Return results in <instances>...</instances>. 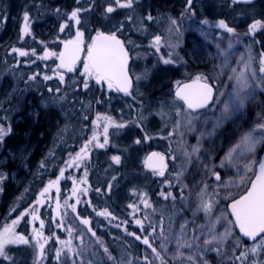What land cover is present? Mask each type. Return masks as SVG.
I'll list each match as a JSON object with an SVG mask.
<instances>
[{
  "label": "rangeland",
  "instance_id": "1",
  "mask_svg": "<svg viewBox=\"0 0 264 264\" xmlns=\"http://www.w3.org/2000/svg\"><path fill=\"white\" fill-rule=\"evenodd\" d=\"M224 1L192 0L190 7L187 3L188 22L185 24L181 20L185 16L173 11L178 1L159 0L157 3L161 5L160 9L170 11L172 18L157 8V16L148 20L149 15L143 14L145 6L156 9L150 0H143L142 4L134 0L132 8H117L113 13H105L112 0H0V127L10 129L0 142V233L9 228L29 239V244L7 245L10 259L0 258V264H107L88 235V226L76 223L74 217L73 206L79 213L77 209L85 203L90 205L88 179L100 190L95 198L107 206L111 215L110 210L117 207L124 208L120 215L128 209L134 212L143 225L141 228L133 219V225L137 226L135 231L140 236L150 233V243L159 253V256L153 254L146 245L141 250L132 242L134 252L126 251L128 246H124V250L118 249L117 264H161L159 259L165 264H240L236 255L250 249L254 243L248 245L238 236L234 224L229 222L232 220L227 205L246 191L264 147V128L259 127L264 124V73L260 71L261 59H264V2L232 8L229 12ZM77 9H80L78 25L69 19ZM222 11L231 14L230 23L234 25L229 27L234 29L232 33L219 27L216 29L215 20L211 22L217 12L224 21L220 16ZM25 13L29 17L27 22ZM171 20H176L177 24L172 25ZM257 21L260 26L250 33V26ZM225 22L229 25L228 20ZM26 24L27 32L24 31ZM65 24L67 26L61 31V25ZM77 31L83 33L82 45L86 47L97 31L115 33L125 40L133 59L130 73L136 80L132 96H113L108 87L91 79L88 80L91 88L108 94L102 105L98 104V97H89L91 93L86 95L79 109L69 107L73 103L68 106L59 100V97L68 98L71 90L84 89L81 78H88L82 75L83 69L75 76L66 77L67 70L60 68L57 62L54 64L56 56L41 57L46 51L57 54L65 51L64 42L75 40ZM158 33L166 39V45L160 42L159 47L154 46L152 39ZM14 48L28 54L20 56L19 52L12 51ZM155 48L165 53L164 57L166 52L173 54L180 66L176 75H171L169 68L166 70L160 58L154 55ZM232 69L244 73L247 86L229 79L233 75ZM45 75L51 78L44 80ZM33 76L35 79H29ZM198 76L215 86L216 96L209 109L190 117L181 104L171 98V92L180 82ZM49 89H52L50 95ZM155 92L158 96L151 97ZM237 93L243 99V107L232 111L235 115L231 114L229 121L223 120L217 126L224 104L238 103L232 96L237 97ZM21 94H43L51 97L49 102L58 101L53 103L58 107V117L56 113L46 112L49 107L42 103L45 116L41 129L49 140L46 151L39 144L43 134L36 132L35 127L39 125L36 112L29 111L28 119L32 120L31 116L34 119L27 123L25 131L21 129L23 126L19 130L14 128L15 122H24L19 120L20 117L15 121L11 119L17 107L20 108L22 97L17 98ZM168 94L167 98L159 97ZM28 101L30 105L29 98ZM119 124L125 126L118 127ZM106 126L108 143L98 147L104 142ZM16 133L17 137L12 138ZM249 133L254 143L251 151L241 145L243 137ZM31 138L34 141H30ZM68 140L81 145L73 150L66 146L67 150L58 160L64 175L61 176L59 171L52 183L59 191L57 210L75 231L73 241L54 234L58 221L53 218L56 211L50 199L52 197L54 202L52 189L42 196L44 186L40 187L43 177L41 156L49 159L48 153L53 148L64 149ZM137 140L140 143H136ZM197 146L198 150L193 152ZM150 150L165 156L175 169L174 176L166 178L147 173L144 159ZM229 152L232 155L227 167ZM113 156L120 157L119 164L112 160ZM221 161H225L223 166ZM213 172L220 174L219 182ZM66 179L68 185L63 183ZM162 180L163 184L158 186L157 181ZM162 192L172 195L165 199ZM225 193H228L227 197ZM95 198L92 201H96ZM98 203L99 200L96 205ZM202 203L210 204V210L205 212ZM33 208L37 215L35 221L27 214ZM90 211L101 218L97 209ZM41 220L43 228L40 227ZM13 221L18 223L13 225ZM61 224V229L65 228L66 224ZM152 226H156L154 233ZM28 229L31 230L29 236ZM226 231L229 235L221 240ZM37 232L41 233L39 237ZM112 238L114 247L122 246L120 233H115ZM237 240L240 247H236ZM45 241H48L47 247ZM41 244L44 245L42 253ZM145 256L149 257L148 262ZM254 260L264 264V251L258 250L255 255L249 253L246 264H252Z\"/></svg>",
  "mask_w": 264,
  "mask_h": 264
},
{
  "label": "snow or ice",
  "instance_id": "2",
  "mask_svg": "<svg viewBox=\"0 0 264 264\" xmlns=\"http://www.w3.org/2000/svg\"><path fill=\"white\" fill-rule=\"evenodd\" d=\"M238 0H232V3H237ZM188 6L190 7L192 4V0H187ZM134 4V0H112L108 4V6L105 9V13H113L117 10V8H132ZM80 9L74 10L70 16L69 19L75 21V23L78 25L80 23V20L78 18V13ZM29 19L28 14L25 13L24 20L27 22ZM131 19V17H129ZM148 20H151L152 17L149 15L147 17ZM207 23V21H205ZM172 25H176V20H171ZM67 25H61V31L64 30V27ZM260 26V22L257 21L253 23L250 28L249 32L254 33L257 28ZM219 28L225 29L228 33H232L234 31L233 28L229 27L223 20L219 21L218 24ZM122 28V25H121ZM118 31L120 29H117ZM171 30V29H170ZM25 32L28 31L27 24L25 25ZM83 36V33L80 31H77L76 33V39L75 40H69L64 42L65 51L60 53L50 52L46 51L44 56L41 57V59H46L49 56H56L57 59L60 61V67L66 69L68 72L73 71L74 66L76 64V61L78 59L79 53L81 51V44L82 40L81 37ZM156 41H159V37H156ZM13 52H19L20 56H25L28 53L22 50L13 49ZM33 54L34 50H33ZM251 59V58H249ZM128 60V53L124 48L123 42L117 38L115 33L111 34H104L103 32H97L95 38L92 39L91 44L87 48V62L84 65V73L82 75H85L88 79L82 81L83 88L85 90L88 89L89 83L88 80L94 79L96 84H103L107 83V86L109 89H112L113 87L116 88L117 91H121L125 93V95H129V88H130V77L128 76L126 72V64ZM170 60H164V63H170ZM245 67H248L246 64ZM260 71L264 73V59H261V68ZM232 76H229V79H235L238 84H241L242 86H247V77H245L244 73H237L236 69H232ZM51 77L45 75L43 77L44 80H48ZM29 79H35V76L29 77ZM197 80H200V77L198 76L196 78ZM61 83H63V76L60 77ZM192 85H185L184 89H181L176 93V95L184 101V103L187 105V108L190 110L195 111L198 108L204 107L209 100L213 98V87L209 85L207 82L200 85L196 90L192 91ZM49 91H52V89H49ZM57 92L60 91L59 88L56 89ZM63 99V98H61ZM238 103L234 102L232 106H230L228 103L224 104V111L222 113L221 119L218 120L217 126H219L223 120H226L230 117L231 112L234 110H238L240 107H243V99H241L237 93L236 97ZM99 102V101H97ZM87 118V117H85ZM109 123H114L112 121H109ZM118 127H124V124L117 125ZM260 128H264V124L259 125ZM10 132V129H5L3 127H0V142H2L3 137L7 135ZM105 137L103 144H98V147H104L105 144L108 143V137L107 132L108 128L107 126L104 128ZM95 139V136L93 137ZM136 143H140V140H137ZM241 145L247 148V150L251 151L252 147L254 146V143L252 141L251 133L244 136ZM241 145H237V147H240ZM198 150V146L196 148H193V152H196ZM234 151V150H233ZM232 155L231 152H229L228 157H226V160L230 158ZM158 158V164L153 163V158ZM112 160L116 163H120V157L119 156H113ZM164 156L160 155L159 153L153 152L151 156H149L146 160V166L151 168L154 172V174L159 175L161 177L164 176ZM225 161H221V166H223ZM43 166V165H42ZM213 175H215L216 181H220L221 177L218 172H213ZM61 176L64 175L63 171L60 173ZM2 179V177H0ZM115 179V178H113ZM167 182V181H165ZM170 183V182H167ZM48 187H51V184H49ZM109 185V189H110ZM2 190V189H0ZM48 191L47 188H45L44 193H41L43 196ZM97 191H100L97 189ZM146 195V194H145ZM161 195L168 199L172 194L170 192L168 193H161ZM225 197L228 196V193L224 194ZM201 196L203 197V193H201ZM143 199V197H141ZM174 199V197H173ZM146 206L147 202L145 201ZM130 208H134V205L129 204ZM230 216L234 218V224L239 228V234L241 237H247L251 239L252 241H255L256 243L253 244V246L250 249H246L245 251L241 252L239 255H236V260L240 261V264H246L247 257L249 253H252L255 255L258 250L264 251V236H261V234H264V163L260 165V175L256 177V180L252 182L251 188L246 192V194L240 196L238 199H232L230 202ZM202 208L205 212L209 211L211 208V205L208 203H202ZM73 211H76V208L73 206ZM31 215V219L35 221L37 219V215L35 214V208L32 209L30 213H27ZM24 214H21V218ZM97 215L100 216H110L111 213H109L107 210L100 211L97 213ZM77 218H80L77 214ZM115 219V217H112ZM81 224L88 227V231L92 233L93 236H95V232L90 227V219L88 218H82L80 219ZM230 223H233V221H229ZM18 223V221H13V225ZM136 224L140 225L141 228H143L142 222L140 219H136ZM119 226V225H118ZM40 227H44V222L41 220ZM71 232V229H69ZM152 232H156V226H152ZM83 234V233H82ZM36 235L39 237L41 235L40 232H37ZM128 235L135 236V239L141 240V242L147 246V248L151 249V252L157 256H159V253L157 252L156 247L153 246L152 243H150L151 234L145 235L143 238L140 235H136L135 233H128ZM229 233L226 231L220 239L223 240L226 236H228ZM257 237H260V240L257 241ZM215 239V237H213ZM207 242V241H206ZM16 243H23V244H29V239L25 238L23 235H17L14 231H12L9 228H5L2 233H0V258L3 260L10 259L8 253L6 252V246L9 244H16ZM43 244L40 245V251L43 252ZM236 247H240V241H236ZM71 250V249H70ZM107 251V249H105ZM235 255V253H233ZM60 252H57V258L59 259ZM145 261H149V257L145 256ZM75 264V262H74ZM252 264H257V261H253Z\"/></svg>",
  "mask_w": 264,
  "mask_h": 264
},
{
  "label": "flooded vegetation",
  "instance_id": "3",
  "mask_svg": "<svg viewBox=\"0 0 264 264\" xmlns=\"http://www.w3.org/2000/svg\"><path fill=\"white\" fill-rule=\"evenodd\" d=\"M137 1V3L138 4H142L143 3V0H136ZM145 1H149V0H145ZM150 1H152L153 3H155V7H156V9L153 7V6H145V9H144V12H143V14H147V15H151V17H155V16H157V14H158V9L157 8H159L160 9V6L161 5H158L157 3H158V1L159 0H150ZM170 1H173V2H175V1H178V4H176L175 5V7H174V9H173V11H175V12H179L181 15H183V16H185V17H181V18H183V19H181L182 20V22H184L185 24H187V22H188V20H187V18H186V15H187V0H169V2ZM195 1H198V0H195ZM168 3V2H167ZM166 7H168V6H166ZM179 7H180V9H179ZM149 8V9H148ZM160 11L161 12H165L166 10H163V9H160ZM190 11V10H189ZM166 13L168 14V15H170L171 16V18H172V15H171V13H170V11L169 12H167L166 11ZM193 14H195V13H193ZM193 14H192V16H193ZM155 15V16H154ZM217 16H215V17H212V20H211V22L213 23L214 22V20H215V28L216 29H219L218 28V24H219V21H220V17H219V15H218V12H217V14H216ZM211 18V17H210ZM153 19V18H152ZM225 22V21H224ZM226 23V22H225ZM227 24V23H226ZM228 26H231L230 25V22H229V25ZM156 37H159V41L157 42L156 41ZM122 39V38H121ZM165 38L162 36V34L161 33H158L156 36H154L153 37V39H152V41H154V46H156V47H159V43L160 42H163L164 43V45H166V43H165ZM123 41V43L126 45V42H125V40L123 39L122 40ZM127 46V45H126ZM162 47H164V46H162ZM170 51V50H169ZM153 53H154V55L155 56H157L158 58H160V60L162 61V64L163 65H165L166 67V70L168 69V71L170 72V74L172 75H176L177 74V71L179 70L178 68H180V66H179V64L174 60L175 59V57L173 56V54L171 55V54H169V52H166V57H164L165 56V53H163V52H161V50H159L158 48H155V52L153 51ZM170 60L171 62L170 63H167V64H165L164 63V60ZM58 60L59 59H57V60H54V64L57 62V64H58V66L60 65V61H59V63H58ZM132 61H131V63L133 62V59H131ZM85 63H86V60H81L77 65H75L74 66V69H73V71H71V72H66L69 76H75L76 75V73H78V71H79V69H83L84 70V65H85ZM130 66H131V64H130ZM60 67V66H59ZM177 68V69H176ZM129 73H130V67H129ZM169 75V74H168ZM130 76H131V78H132V84H133V89H132V91H131V93L129 94L130 96H132L133 95V93H134V88L136 87V80H135V78H134V75H133V73L131 72L130 73ZM83 81H84V79L83 78H81ZM81 79L79 80V82H81ZM188 80H192V81H203V80H197V79H188ZM80 84V83H79ZM100 85H102V87L104 86L105 88H107L108 86H107V83L105 82V83H103V84H100ZM90 88V89H89ZM109 90V92H110V94H113V96H117V97H119V98H123V97H126V96H129V95H125V94H120L118 91H116V89H114V88H112V89H108ZM48 93H49V95H50V91H48ZM89 93H91V95L89 94ZM87 94H89V97L90 98H93V99H96L97 97L100 99V102L98 103L99 105H102L101 103H103L104 101H105V99H104V97H106V96H108V94H106L104 91H102V92H98V90L96 89V88H94V87H92L91 88V86L89 85V87H88V89L87 90H85V89H82V90H71V91H69V93L67 94L69 97L68 98H65V97H62L63 99H60V97H59V100H61V102H66V104L69 106V104L71 103H73V106H69V107H71V108H74V109H79V107H80V103H82L83 101H84V99L86 98V95ZM49 95H47V96H49ZM88 96V95H87ZM100 96V97H99ZM22 97V99H20ZM28 98H29V100H31L30 101V105H28ZM50 98L51 97H46V95H37V94H34V95H30V96H28V95H23V94H21V96L19 97V98H17V99H20L21 100V102L19 103L20 104V108L19 107H17V110H15V115H13V117H11V119H13L14 121H15V119H17V117H20L19 118V120H24V122H15L14 123V125H15V130H19L22 126V130H24L25 131V127H28V125L29 124H27V123H29V122H32V120L34 119V117L33 116H31V118H33L32 120L31 119H28L29 117V111H31V112H36L37 114H36V116H35V119H36V122L38 121L39 122V125L38 126H36L35 128L37 129L36 130V132H38L39 134L40 133H42L43 135H40V137H41V139H39V144H41L42 145V147H43V151H46V149L47 148H45V145L49 142V140L44 136V131L41 129L44 125H42V120H43V117L45 116V114H44V112H43V110H42V103H44V105H46V106H48L49 108L46 110V112H49L50 114H52V115H55V113H56V117H58V107L57 106H55V105H53V103H58V101L55 99V100H53L52 102H49V100H50ZM101 107H103V106H101ZM183 107V106H182ZM184 108V107H183ZM45 110V109H44ZM184 110H185V108H184ZM117 114H119V113H117ZM196 115H198V114H189V116L190 117H193V116H196ZM57 123H59V121L57 122ZM115 128V127H114ZM17 133H16V136H14V137H12V138H15V137H17ZM10 137H11V135H10ZM10 137H8V139L7 140H9V138ZM19 137V136H18ZM30 141H34V138H31V140ZM63 142H65V140L63 139L62 140ZM69 142H66L65 143V148H66V146H71L70 147V149L71 150H73L74 148H73V146H74V144H76L75 142L73 143L72 142V140L70 141V140H68ZM67 149V148H66ZM63 150V149H62ZM62 150H60L59 148H53L49 153H48V156H49V159H46L45 157H44V155L43 156H41L42 154H43V151L38 155V158L41 156V157H43V160H42V163H40V164H42L41 165V170L43 171V174H42V176H44V177H46V178H56V177H58L59 176V173L61 172V171H63L60 167H59V165H58V160H59V151L61 152ZM150 151H152V150H150ZM149 151V152H150ZM148 152V153H149ZM55 153V154H54ZM157 153H159L158 151H157ZM160 154V153H159ZM161 155V154H160ZM53 156H55V159H54V157ZM94 160V159H93ZM51 162V163H50ZM48 163H50V164H48ZM163 163H164V176L163 177H169V176H174V173H175V169H173L172 168V165L170 166V164H169V162L167 161V159L165 158V156H164V161H163ZM147 170V173H149V174H154V172L153 171H149L148 169H146ZM60 171V172H59ZM177 172V171H176ZM155 176H158L159 177V175H156L155 174ZM59 191H58V187L56 188V186H53L52 187V193H53V196H54V202H53V198L51 197L50 199H51V201H52V203L54 204L53 206V208H54V211H56L55 213H54V215H53V218L54 219H56L57 221H58V223H55V225H56V227H57V230H56V232L54 233V234H56V235H59L60 237H62V238H64V237H66V239L68 238V239H70V240H74V237H75V231H73L72 230V228H71V225L70 224H67L66 223V221H63V219L61 218V216H62V214L60 215V213H59V211L57 210V207H58V205L60 204L59 203V196H58V193ZM26 204V203H25ZM36 204H38V203H36ZM39 205H40V202H39ZM74 215H75V212H74ZM75 217V216H74ZM75 219H76V217H75ZM61 223H63V225H65L66 224V226H65V228H62L61 229V226H62V224ZM70 226V227H69ZM64 229L66 230V233H64ZM69 229H71V232L69 231ZM58 241V240H57ZM47 244H48V241H45V243H44V245L47 247ZM43 245V246H44ZM70 254H72V251L70 252Z\"/></svg>",
  "mask_w": 264,
  "mask_h": 264
},
{
  "label": "trees",
  "instance_id": "4",
  "mask_svg": "<svg viewBox=\"0 0 264 264\" xmlns=\"http://www.w3.org/2000/svg\"><path fill=\"white\" fill-rule=\"evenodd\" d=\"M225 9H226V11H231L230 8H228V6ZM220 16L223 19H227L228 13L222 11L220 13ZM262 19H264V16H262ZM157 92L153 93L151 95V97L152 96L157 97L158 96ZM159 97L167 98V97H169V94L159 96ZM80 145L81 144H78V143L74 144L73 148L77 149ZM66 150L67 149L64 148L60 152V158ZM40 179H41L40 187L44 186V189L47 188L48 190H50V187H48V186H49V184L52 185L54 178H46L43 176ZM63 183L68 185V180L66 179ZM86 183H87V181L85 182L84 185H86ZM157 183H158L157 184L158 186H161V184H163V180L161 182L157 181ZM88 184H89L88 186L91 187V195H90V193L88 195V197L90 198V202H89L90 205H88V203H85V205H83L80 210L77 209V211H79V213L75 212V217L79 222H80V219H82V218L90 219V222H91L90 227L95 232V236H93L92 233L91 234L89 233V234H90V237L92 238V240L96 244L97 250L99 252L98 254L103 259H105L107 261V264H117V261L119 262V257H120L119 250H124V246L125 247L128 246V248L126 247V251H128L129 253H132V252H134L135 249L131 246V243L134 242L139 247V249L142 250L143 247H145V245L141 242V240L135 239V236H133V235H128V233H135L136 235H139L135 231L136 230L135 228L137 226L135 225L136 226L135 227L133 225V223H134L133 219H136L134 212H132V211L130 212V210L128 209L127 211L125 210L124 213L120 215V213L124 210V208H118L117 207L115 210H110L111 212H113V215H110V216H101V218H98L97 216L91 214V211H90L91 209H97L98 210L97 212H100V211H102V210L104 211L108 208H107V206L102 205V203H100L99 198L98 199L95 198V196L96 197L99 196L97 194L98 191L96 188H94L95 186L92 185V182L90 181V179H88ZM84 188H85V186H84ZM94 189H96V190H94ZM87 192H88V190H87ZM93 198H95L96 201H92ZM98 200H99V203H98V205H96ZM28 207H30V205ZM77 214L79 215L80 218H77ZM112 217H115V219H113ZM140 217H141V214L139 215L138 218H140ZM102 218H103V220H102ZM30 231L28 229V232H27L28 236L30 234ZM115 233H117V234L120 233V238L123 239V241L121 243L122 246H118V247L115 246L114 247L112 245L114 243V239L112 237L114 236ZM141 236H144V234L142 233ZM105 249H107V251H105ZM121 253H123V252H121ZM157 259H158V257H157ZM159 261L161 264H165L160 259H159Z\"/></svg>",
  "mask_w": 264,
  "mask_h": 264
},
{
  "label": "water",
  "instance_id": "5",
  "mask_svg": "<svg viewBox=\"0 0 264 264\" xmlns=\"http://www.w3.org/2000/svg\"><path fill=\"white\" fill-rule=\"evenodd\" d=\"M232 1V0H231ZM255 1H257V0H238V2L237 3H234V4H240V5H248V4H252V3H254ZM104 34H106V33H104ZM107 35V34H106ZM95 38V37H94ZM125 48V47H124ZM125 50H126V48H125ZM83 52H84V48L82 47V45H81V51H80V53H79V56H78V59H77V61H76V63L82 58V56H83ZM87 59V58H86ZM129 63H130V59H129V56H128V60H127V64H126V72H127V74H128V66H129ZM128 76H129V74H128ZM130 77V76H129ZM205 82H192V81H189V82H185V83H183V84H180L177 88H176V90L174 91V97L177 99V100H179V101H181L184 105H185V107L187 108V105L184 103V101L183 100H181L177 95H176V93L178 92V91H180L181 89H184V86L185 85H192V89H190V90H192V91H194V90H196L200 85H202V84H204ZM209 84V83H208ZM210 85V84H209ZM115 88V87H114ZM131 88H132V81H131V79H130V88H129V92H130V90H131ZM116 89V88H115ZM118 92H120V93H123V92H121V91H118ZM214 95H215V91H214V88H213V98H214ZM213 98L211 99V100H209L208 101V103L204 106V107H202V108H198V109H196L195 111H193V110H190V109H188V111L189 112H194V113H196V112H200V111H203L204 109H206L211 103H212V101H213ZM153 152H155V151H153ZM153 152H150L146 157H145V165H146V160H147V158L149 157V156H151V154L153 153ZM156 153V152H155ZM153 163H157V166H159V164H158V158H153ZM262 163H264V150H263V153H262V155H261V158H260V161H259V163H258V165H257V167H256V172H255V175H254V177H253V179L251 180V182H250V185H249V187H248V189L246 190V192L251 188V184H252V182H254L255 180H256V177L258 176V175H260V165L262 164ZM164 165V164H163ZM149 168V167H148ZM150 170H152L151 168H149ZM246 192L244 193V194H246ZM243 194V195H244ZM238 199V198H237ZM229 205H230V203H228V205H227V210H228V214H229V216H230V207H229ZM231 217V216H230ZM231 219H232V221H233V223H234V218L233 217H231ZM234 226H235V224H234ZM235 229H236V232L238 233V235L240 236V234H239V228L237 227V226H235ZM261 236H264V234H261ZM241 237V236H240ZM241 239L245 242V243H253V242H255V241H252L251 239H249V238H247V237H241ZM258 239H260V237H257V240Z\"/></svg>",
  "mask_w": 264,
  "mask_h": 264
},
{
  "label": "bare ground",
  "instance_id": "6",
  "mask_svg": "<svg viewBox=\"0 0 264 264\" xmlns=\"http://www.w3.org/2000/svg\"><path fill=\"white\" fill-rule=\"evenodd\" d=\"M232 96H233V98H236L234 94H232ZM231 114L235 115V113H231ZM227 120H228V119H227ZM228 121H229V120H228ZM228 163H229V161H228V159H227V162L225 163V165H226L227 167H228Z\"/></svg>",
  "mask_w": 264,
  "mask_h": 264
}]
</instances>
